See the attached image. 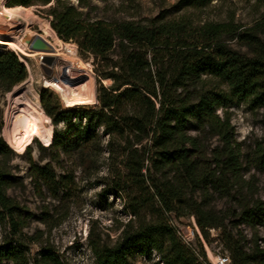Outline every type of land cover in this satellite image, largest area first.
I'll return each instance as SVG.
<instances>
[{"label": "rangeland", "instance_id": "1", "mask_svg": "<svg viewBox=\"0 0 264 264\" xmlns=\"http://www.w3.org/2000/svg\"><path fill=\"white\" fill-rule=\"evenodd\" d=\"M69 1L76 5V0ZM5 3L6 0H0V4ZM91 4L93 8L87 15L90 20L129 21L141 25L151 22H179L191 28L205 23H232L241 30L253 26L262 12L252 0H92ZM27 8L33 14L32 21L26 25L27 31H23L22 22L8 28L14 27L12 30L24 43L26 54L0 46V52L12 51L19 61L22 59L23 62H20L26 70V78L22 82L9 91L0 90V138L11 150L3 160L9 180L6 193L14 206L11 214L0 208V240L18 246L27 264H96L91 245L112 246L126 225L135 228L140 224L164 219L171 225L178 240L183 241L181 232L188 236L187 244L198 253L200 262L204 264H211L212 258L216 256H227L229 259L225 250V242L228 240L236 242L244 252L252 253L257 246L264 253V105L254 106L231 99L226 108L216 111L220 115L225 112L228 116L232 140L239 150L240 167L234 174L225 172L221 175L223 171L214 163L213 151L221 147L218 137L206 129H198L193 122L187 124L186 133L195 138L197 144V149L191 148L192 157L205 173L221 176L223 182L224 191L211 187L191 190L189 186L183 188L185 202L199 204L220 225L206 229V238L196 225L193 215L176 217L175 212L161 213V206L151 185L164 184L177 189L176 181H180L182 185L186 182L180 173L163 166L155 157L149 126L145 127L143 133L131 128L125 129L123 136L114 137L110 144H107L108 136L102 133V127H98V144L90 145L84 153L61 154L58 160L53 159L54 155L48 149L50 144L47 145L38 137H34L23 151L6 142L5 113L15 98L12 95L14 89L18 87L26 90V95L31 100L35 93L40 98V93L45 91L46 103L50 107L57 106L60 110L85 107L94 109L98 106L99 85L109 87L112 83L110 78L98 77L95 70L119 74L122 52L134 50L133 47L116 46L108 54L107 62L102 64L92 55L80 53L75 43L60 40L63 44L75 47L73 54L67 52L65 47H60L61 56L71 57L90 67L96 99L89 104L66 106L56 91L42 83L43 78L50 79L60 73L63 63L58 62L52 69L51 77L47 78L39 68L38 55L29 50L36 35L59 47L55 36L44 29L45 23L49 25V19L44 14L46 6L33 5ZM224 39L231 49L242 54L248 53L246 47L236 43L234 39ZM140 52L146 55L152 81L155 83L159 76L166 80V90L155 83L158 98L164 103L181 101L185 93L171 87L172 72L167 55L161 50L154 52L141 49ZM85 79V75L80 76L73 83L66 84L76 87ZM217 85V81L211 78L205 84L207 88ZM148 97L156 109L158 100ZM141 100L132 102L122 96L118 109L120 116L126 117L129 122L147 114V104ZM77 124L78 120L73 119L72 126L75 128ZM45 125H50L52 134L55 127L59 132L66 127L63 122L54 126L51 120L50 124ZM29 157L39 167L50 170L58 184L53 187L44 183L39 186L34 184L29 177ZM140 159L143 160L140 170L142 177L136 176V183L128 175L126 164L137 163ZM126 174L127 177H124ZM162 192L165 197L168 196L167 191L162 189ZM256 204L261 209L263 221L248 225L240 219V213L244 207L250 208ZM172 205L179 209L175 202ZM131 209L136 212L135 217L129 214ZM191 231L193 235H190ZM200 248L204 256L200 253ZM42 253H45L44 256L50 254L47 257L49 260ZM160 259V254L155 251L149 258L134 252L128 256L127 264H162ZM0 264L13 263L3 260Z\"/></svg>", "mask_w": 264, "mask_h": 264}, {"label": "trees", "instance_id": "2", "mask_svg": "<svg viewBox=\"0 0 264 264\" xmlns=\"http://www.w3.org/2000/svg\"><path fill=\"white\" fill-rule=\"evenodd\" d=\"M252 1L262 9L260 17L253 26L239 30L232 23H205L191 28L179 22L141 25L129 21L90 20L87 15L93 8L92 0H76V5L69 0H6L5 6L8 7L46 6L44 14L57 38L75 43L80 53L92 55L102 64L107 62L108 54L116 46L134 49L122 52L119 74L95 70L98 77L110 78L112 83L109 87L99 85L98 106L94 109L85 107L60 110L46 103L45 91L40 93V103L51 123L54 126L60 122L66 125L61 132L56 127L53 129L52 141L48 146L54 155L53 159L58 160L61 154L69 155L71 152L84 153L90 145L98 144V127H102V133L108 136L107 144H110L114 137H122L125 129L131 128L143 133L145 127L149 126L155 157L163 166L180 173L186 182L182 185L176 181L177 189L164 184L151 185L161 206V213L175 212L176 217L193 215L196 225L206 238V229L220 225L199 204L185 202L183 188L189 186L191 190L211 187L224 191L223 182L221 176L205 173L192 157L191 148L197 149V144L195 138L186 133V127L189 122H193L198 129H206L218 137L221 147L213 151L212 157L216 166L223 171L221 175L225 172L234 174L239 169V150L232 140L229 118L225 112L220 115L216 111L226 108L231 99L254 106L264 105V0ZM224 37L234 39L246 47L248 53L242 54L231 49ZM141 49L154 52L161 50L167 55L172 72L171 87L185 93L181 101L164 103L158 98L155 83L166 90V80L159 76L155 83L152 81L148 60L145 53L140 52ZM25 78V67L15 53L0 52V90L9 91ZM210 78L217 81V87L205 86ZM147 95L158 100L156 109ZM162 95L164 97L165 93ZM122 96L132 102L143 99L148 113L128 122L118 112ZM73 119L78 120L75 128L72 126ZM10 151L0 138V208L9 214L14 206L6 193L9 180L3 160ZM142 161L140 159L137 163L126 164L128 175L136 183L138 180L135 177H142ZM27 162L29 177L34 184L39 186L44 183L50 187L58 184L54 174L46 167H39L31 157ZM162 189L168 192L167 197L163 195ZM260 210L257 204L250 208L244 207L240 219L248 225L260 223L263 221ZM129 214L133 217L137 215L133 209ZM91 248L96 264H127L128 256L134 252L149 258L154 251L160 254L162 264H204L197 261L179 242L173 228L164 219L140 224L135 228L126 225L112 246L93 244ZM225 250L229 254L230 264H264V253L257 246L252 253H247L236 242L228 240L225 242ZM200 253L204 256L202 248ZM49 255L44 258L49 260ZM3 260H10L13 264H27L19 247L12 246L6 240H0V263Z\"/></svg>", "mask_w": 264, "mask_h": 264}, {"label": "bare ground", "instance_id": "3", "mask_svg": "<svg viewBox=\"0 0 264 264\" xmlns=\"http://www.w3.org/2000/svg\"><path fill=\"white\" fill-rule=\"evenodd\" d=\"M32 18L33 14L29 8L22 6L8 7L0 4V46L26 54L24 52V43L20 41L12 29H14L16 23L22 22L23 31H27L26 25L32 21ZM12 26H14L12 29H8ZM44 27L47 33L55 36L59 47L50 44L41 36L48 44L45 45L41 40L38 44L40 50L33 52L38 55V59L42 56L54 57L52 68L58 62H62L63 66L60 73L55 77L50 79L43 78V85L56 91L66 106L93 103L96 99L90 67L71 57L61 56L60 47H65L70 54L75 52V47L66 44L67 42L63 44L46 23ZM20 61L23 62L22 59ZM84 75L86 79L79 86L73 87L71 84H66L73 83L78 77ZM12 95L15 98L11 104L9 103L10 105L5 113L4 136L6 142L11 147L22 151L27 145L31 144L34 137L40 138L47 145L50 144L52 141V130L50 125L49 127L45 125L46 123L50 124V119L43 111L39 95L35 93L31 100L26 95V90H20L18 87L13 90ZM212 260L214 261L215 259L212 258Z\"/></svg>", "mask_w": 264, "mask_h": 264}, {"label": "water", "instance_id": "4", "mask_svg": "<svg viewBox=\"0 0 264 264\" xmlns=\"http://www.w3.org/2000/svg\"><path fill=\"white\" fill-rule=\"evenodd\" d=\"M43 41V43L46 45L48 44L45 40L41 38V36L37 35L33 38L29 45V50L30 51H38L40 48L38 47V44L40 41ZM54 62V57L52 56H42L39 58V68L41 69L42 73L47 77H51L52 74V66ZM53 78V77H51Z\"/></svg>", "mask_w": 264, "mask_h": 264}, {"label": "built area", "instance_id": "5", "mask_svg": "<svg viewBox=\"0 0 264 264\" xmlns=\"http://www.w3.org/2000/svg\"><path fill=\"white\" fill-rule=\"evenodd\" d=\"M195 230H196V228H195ZM196 232L198 233L197 230H196ZM190 233H191L190 235H193V231H191ZM181 235L183 237L182 238L183 243L181 242V240H179V241L183 246L186 247L188 245L187 244V237L188 236L184 235L183 232H181ZM198 235H199V233H198ZM186 248L192 253V255L196 258L197 261H199V262L201 261V257L198 256V253L194 249H192L189 245ZM214 259H215L214 261L213 260L211 261V264H229V259L227 256H216Z\"/></svg>", "mask_w": 264, "mask_h": 264}]
</instances>
